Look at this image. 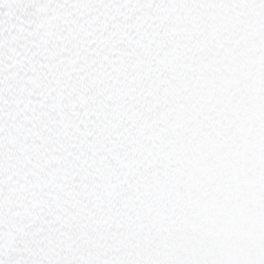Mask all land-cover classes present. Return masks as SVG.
Masks as SVG:
<instances>
[{"label": "snow or ice", "instance_id": "snow-or-ice-1", "mask_svg": "<svg viewBox=\"0 0 264 264\" xmlns=\"http://www.w3.org/2000/svg\"><path fill=\"white\" fill-rule=\"evenodd\" d=\"M0 264H264V0H0Z\"/></svg>", "mask_w": 264, "mask_h": 264}]
</instances>
